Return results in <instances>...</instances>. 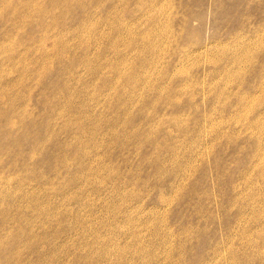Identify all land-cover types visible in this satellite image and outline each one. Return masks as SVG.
<instances>
[{
    "label": "rangeland",
    "instance_id": "obj_1",
    "mask_svg": "<svg viewBox=\"0 0 264 264\" xmlns=\"http://www.w3.org/2000/svg\"><path fill=\"white\" fill-rule=\"evenodd\" d=\"M0 202V264H264V0H0Z\"/></svg>",
    "mask_w": 264,
    "mask_h": 264
},
{
    "label": "bare ground",
    "instance_id": "obj_2",
    "mask_svg": "<svg viewBox=\"0 0 264 264\" xmlns=\"http://www.w3.org/2000/svg\"><path fill=\"white\" fill-rule=\"evenodd\" d=\"M26 10H27V9H26ZM31 11H32V10H31ZM36 13H37V12H36ZM22 14H23V13H22ZM26 16H27V15H26ZM27 17H28V16H27ZM20 19H21V18H20ZM12 101H13V99H12ZM12 101H11V102H12ZM16 120H18V119H16ZM46 124H48V123H46ZM19 126H20V125H19ZM51 127H52V126H51ZM45 130H46V129H45ZM49 131H50V130H49ZM46 134H47V133H46ZM47 135H48V134H47ZM49 135H50V134H49ZM9 136H10V135H9ZM28 136H29V135H28ZM30 136H31V135H30ZM44 137H45V136H44ZM30 139H31V138H30ZM45 139H46V138H45ZM31 140H33V137H32ZM31 140H30V142H32V144H33V141H34L35 139H34L33 141H31ZM39 142H40V141H39ZM44 142H45V141H44ZM49 143H50V142H49ZM7 145H8V144H7ZM33 145H34V144H33ZM38 145H39V144H38ZM50 146H52V145H50ZM36 147H37V146H36ZM57 148H58V147H57ZM33 149H34V148H33ZM38 149H39V148H38ZM58 150H59V149H58ZM25 151H26V150H25ZM36 151H37V150H36ZM49 151H50V150H49ZM59 151H60V150H59ZM25 153H27V152H25ZM47 153H48V152H47ZM53 157H54V156H53ZM11 161H12V160H11ZM38 162H39V161H38ZM38 162H37V163H38ZM53 163H54V162H53ZM36 165H37V164H36ZM33 172H35V171H33ZM4 193H5V192H4ZM4 196H5V195H4ZM4 196H2V197H4ZM0 204H1V202H0ZM1 206H3V205H0V207H1ZM3 208H4V207H3ZM0 239H2V238H0Z\"/></svg>",
    "mask_w": 264,
    "mask_h": 264
}]
</instances>
